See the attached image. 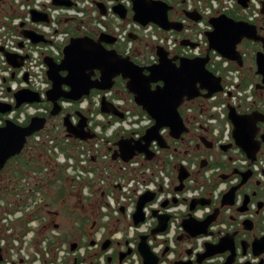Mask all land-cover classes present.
I'll return each mask as SVG.
<instances>
[{
  "label": "built area",
  "instance_id": "obj_1",
  "mask_svg": "<svg viewBox=\"0 0 264 264\" xmlns=\"http://www.w3.org/2000/svg\"><path fill=\"white\" fill-rule=\"evenodd\" d=\"M70 1L71 5L66 7L55 6L53 0H0V49L17 57L26 56L19 68H13L0 51V103L12 107L10 111L0 114V127L6 121L26 126L32 117L49 114L51 106L46 105V92L51 83L46 76L44 58L50 57L57 63L61 61L63 48L72 37L68 31L70 26L75 25L76 32L94 38L101 34L109 35L115 38V43L121 46L124 55L133 57L139 55L129 35L132 34L136 39L148 38L154 44V51L145 65H153L157 63L156 46L162 47L170 56L201 55L207 49L205 33L211 30L208 20L234 11L238 6L235 0H187V9L202 17L192 38L196 46L185 47V51H180L177 40L171 34L159 33L151 24L141 27L132 21L121 20L112 11L116 4L131 9L130 0ZM263 2L249 0L247 8L239 7V14L245 21L255 24L263 20L260 13ZM99 4L104 7V14L98 8ZM32 11L44 14L47 20L34 22ZM22 30L42 36L45 42L33 44L23 36ZM210 55L211 68L216 72L215 75L222 78V91L202 99L203 103L196 106L198 114L187 108L183 110L182 117L193 130L206 131L208 141L218 146L232 142L227 106H233L240 113H248L254 100L247 95L253 86L241 91L238 78L231 77L233 72L230 70L234 69L214 51ZM238 70L236 68L234 72L238 73ZM224 71H230L226 79L231 78L233 83L225 82L221 74ZM21 89L38 94L41 101L14 108V94ZM102 97L123 114L122 119L100 112ZM59 105L62 116L69 113L73 125L78 122L74 110L80 111L86 117L87 127L95 134L94 139L72 140L66 138L63 131V137L57 141L51 134L58 135L61 131L57 126L53 128L52 124H47L35 134L31 142L44 147L45 156L55 168L64 171L66 180L82 186V194L90 199L91 204H96L99 221L87 240L64 242L58 233L59 225L47 219L48 209L42 191L35 182L34 173H30L10 196L0 195V264H109L106 261L108 252L99 250L106 240L120 243L125 247L124 251L130 250V254L120 264H142L137 251L140 236H146V244L159 257L158 264H170L172 253H169V248L177 237L185 235L182 221L189 213L197 221L211 213V205L196 206L190 212V202L201 198L214 201L223 188V184H220L216 191L205 193L213 179H218L220 174L219 169L211 164L212 157L204 158L208 166L200 168L202 158L193 159L182 146L170 145L174 140L169 137L168 129L162 128L159 134L168 144V149H161L156 141H152L149 149L154 156L150 161L142 154L128 162L119 159L113 161L111 155L115 141L128 137L140 139L153 125V120L144 112L136 110L132 102L112 99L111 91L96 92L77 102L61 99ZM236 163L241 170L251 171L257 179L264 180V151L254 162L243 157ZM180 167L186 170L188 177L183 181V189L175 192L174 188L179 185L177 176ZM145 193H154V197L142 208L143 221L134 225L133 214L137 201ZM173 199L176 203H172ZM164 202L167 205L162 207ZM153 212L169 216L163 232L151 233L158 225ZM55 224L57 228H54ZM72 243L77 244L74 251L69 249ZM165 249L168 252L164 253Z\"/></svg>",
  "mask_w": 264,
  "mask_h": 264
},
{
  "label": "water",
  "instance_id": "obj_2",
  "mask_svg": "<svg viewBox=\"0 0 264 264\" xmlns=\"http://www.w3.org/2000/svg\"><path fill=\"white\" fill-rule=\"evenodd\" d=\"M130 1L132 3L133 22L141 26L153 24L163 31H180L179 27L168 21L167 9L170 7H167L164 2L156 0ZM235 1L243 9L247 8L249 2V0ZM53 4L68 7L71 5V1L53 0ZM98 8L102 14L105 13L102 5L99 4ZM112 10L121 19L126 17V9L120 4L113 6ZM260 13L264 17V2ZM187 14L194 23L201 18L195 11L187 12ZM31 18L34 22L47 20L44 14L34 11L31 12ZM208 24L211 26V30L205 33L207 49L204 56L188 58L174 55L170 57L162 47L156 46L157 63L150 66L138 65L130 57L119 54L114 48H107L106 45L113 46L115 43V38L109 35L101 34L97 39L87 35L71 37L68 44L63 48L62 59L59 63L50 57L44 58V63L47 66L46 76L51 83L50 89L46 92V101L51 106L49 114L46 117H32L26 126H18L11 121H6L4 126L0 127V171L10 158L18 156L22 152L27 144L28 137L43 130L46 122L51 118L60 116L59 100L77 102L83 97L89 96L92 90L108 91L114 86L116 78H120L125 82L124 87L127 94L131 95L134 105L146 113L154 123L138 140L131 137L119 138L114 143L115 149L112 151L111 159L113 161L119 159L128 162L134 156L142 154L147 161H150L154 156V153L149 149L152 141H156L161 149L169 148L166 141L159 134L162 128H167L169 137L176 141L181 140L182 135L189 132V128L179 112V107L184 101L199 97L208 99L213 94L222 91V78L216 76L207 68L210 52L214 51L241 69L243 68V58L237 46L243 40L261 44L262 50H258L254 54V73L260 77V81L255 85V90L262 91L264 96V37L260 35L258 27L245 20H235L226 14L211 17ZM21 33L24 37L30 39L33 44L45 42L42 36L30 31L22 30ZM129 38L136 40V37L132 34L129 35ZM179 44L181 47L194 48L196 46L195 43L187 39L181 40ZM0 51L3 52L7 62L13 68H19L26 58V56L11 55L2 49ZM11 77H13V74ZM24 80H26V76ZM14 98V108H19L22 104H33L41 101L38 94L27 89L17 91ZM11 108L10 105L0 103V114L10 111ZM100 112L119 119L123 118V114L104 97L101 98ZM74 115L78 118L75 125L71 123L69 113L61 117V124L66 138L79 141L94 139L95 134L87 127L86 117L79 111H75ZM227 119L232 126L231 137L233 143L220 146L221 150L226 151L232 145H235L243 151L247 159L254 162L256 153L259 151L261 144H264V133L260 134L257 139L258 123L264 122V113L254 110L250 113L240 114L236 108L228 105ZM199 140L205 148L212 147V143L206 141L203 137ZM205 166L206 162L201 160L200 168ZM240 175L244 180L251 175V171L240 173ZM187 177L186 170L180 167L177 176L179 185L174 188L175 192H180L183 189V181ZM225 178L223 175L220 176L222 180ZM234 189L235 187L224 194L223 198L226 197L227 201H222V205L231 204ZM153 197L154 193H145L138 199L136 211L133 214L134 225L143 221L142 208ZM172 203H176V200L173 199ZM166 205L167 202H164L162 207ZM208 205H210L209 199H194L189 204V211L192 212L196 206ZM218 210V208H215L213 213L201 221H197L189 213L181 224L184 232L192 237L206 234V229L215 221ZM153 216L157 218L158 225L151 233L163 232L166 229L169 216L157 215L156 212H153ZM57 226L55 224L54 228H57ZM90 244L93 245V242ZM109 244V240L105 241L101 247L102 251H105ZM76 246V243H72L69 247L70 251H74ZM252 250L255 256L263 251V249L256 248V246ZM137 251L142 264H158V257L151 252L150 247L146 244V236H140ZM221 252H223L222 249L213 246L208 253L201 255V258ZM128 254H130V250L122 255L125 257ZM231 263L232 259L229 258L224 264ZM175 264H189V262Z\"/></svg>",
  "mask_w": 264,
  "mask_h": 264
},
{
  "label": "flooded vegetation",
  "instance_id": "obj_3",
  "mask_svg": "<svg viewBox=\"0 0 264 264\" xmlns=\"http://www.w3.org/2000/svg\"><path fill=\"white\" fill-rule=\"evenodd\" d=\"M156 1H162L166 4L167 7H170L167 9L168 21L174 23L177 27H179L180 31L179 32L172 30L163 31L157 26L151 24L153 29L162 34H171L174 37V39L178 41V45L180 48H185V47H181L179 44L180 41L183 39H187L193 43L192 38L196 34L195 28L197 26L198 21L194 23L188 16L187 12L190 11L187 9V0H156ZM124 8L126 9V17L124 19H121L119 16L118 17L121 20L132 21L131 9L128 7H124ZM197 14L200 15L199 13ZM200 17L202 16L200 15ZM146 26H141V27H146ZM258 29L260 35L264 37L263 27L258 26ZM78 36H82V35H75L74 37H78ZM115 44L118 43H114V45ZM241 44L246 45V40H243L238 46H240ZM250 44L251 45H249V47L251 49L252 47L254 48L253 55L251 56L252 62L250 65H248L246 61L247 60L246 54L245 53H241V54L243 58V68L248 67L249 69H252L255 68L254 54L256 51L262 50V48H261V44L259 43L250 42ZM114 45L113 46L106 45V47L114 48ZM117 52L123 56L130 57L138 65L150 66V65H145L146 62L137 61L136 58L139 57L124 55L121 50ZM205 54L206 51L203 52L201 55L195 57H201L204 56ZM175 55H179V54H175ZM187 57L193 58L190 56ZM210 62H211V55H210V60L207 64V68L211 72L216 73L211 68ZM226 62L228 66L232 65L234 67V63H231L227 60ZM218 65H220V63H218ZM243 68H241L240 70H242ZM254 77H256L260 81V77L255 75V73H254ZM124 83L125 82L122 79L116 78L114 82V86L112 87V89L108 91L112 92V99H123L127 103L129 102L133 103L131 95L127 94L126 92ZM120 86L122 87V89L120 88ZM117 88L118 90H116ZM96 92H107V91L92 90L89 96ZM259 92L262 94V91L259 90ZM199 101H202V98L199 97L193 100L184 101L182 105L179 107L180 115L182 116L183 110L187 108H191L192 111H195L196 107L194 108V105ZM48 104L49 103L46 101V105ZM133 107L136 110L143 112L137 106L134 105ZM250 107L251 108L248 113L254 110H258L264 113V111L262 110L263 106L262 107L259 106L261 107L259 108L255 101L252 103ZM75 111L77 110H74V112ZM35 117H39V116H35ZM61 117H62V112L60 113L59 117H56V119L58 118L60 119ZM52 119L53 118L48 120L45 126L47 124H50V121ZM258 127H259V131H258L257 139L259 138L260 134L264 133V122L258 123ZM188 128H189V132L187 134L182 135L181 140L173 141V145L179 147L182 146L186 154L190 155V157L193 159L202 158V160L206 162V166H208V162L204 158L212 157L213 163L211 162V164H213L214 167L219 169L220 174L218 179H213L212 184L210 185L209 189L206 190L205 193L209 194V192L216 191L220 184H223V188L220 191V193L217 195V198L214 201L210 202V205L212 206L211 213H213L215 208H218L219 210L218 213L216 214L215 221L207 227L205 232L206 234L192 237L187 235V233H185V235L179 236L180 238L177 237L173 245L169 248V253H172V259L170 261V264L183 263V262H189V264H224L229 258L232 259L231 264H246V263L264 264V180L257 179L252 172L248 178H245L243 180V177L240 175V173H244L246 171L241 170V168L236 163L238 159L245 157V154L240 148L236 147L235 145H232L226 151H222L220 148V146L222 145L215 146L214 144H212L211 148H205L201 144L199 139L203 137L206 141H208L207 132L195 131L190 127ZM35 134L36 133L28 137L27 144L24 146L22 152L18 156L10 158L5 163L4 167L0 171V181L4 180L11 182L9 177H10V173L13 174L14 170L12 171L9 169L10 164L18 162L19 159H21V161L25 164V166H28L34 162L33 156L32 157L28 156L26 158L23 154L24 150L26 151L30 150L31 145L41 147V149L43 150L42 152H44V147L42 145H36L31 142ZM228 144H232V142ZM263 151H264V144H261L259 151L256 153L255 156L256 159ZM38 156L40 157V154ZM222 175L226 177L223 180L220 179V176ZM28 176L29 175L23 178L17 177V181L15 182L16 183L18 182V184H20V181ZM66 181L68 183H72L69 182L68 180ZM234 187L235 189L231 199V204L222 205V201L223 202L227 201L226 197L223 198L224 194H226L231 188ZM2 189L3 188L0 186L1 191ZM10 192L12 193V190H10ZM83 200L84 202L81 205L80 211L76 210L75 204L73 205L71 203H68L66 204V206L68 207L69 211L72 213L70 222L78 225L80 230L83 233H85L86 236H89L93 228L95 227V224L99 221V216L96 212L94 205L89 202L88 198L86 197ZM61 208H63L62 202H61ZM58 217H59V213H52L49 211L47 219L50 221H55L58 219ZM77 221L78 223H75ZM75 241L82 242V239H75ZM213 246L222 249L223 252L201 258V255H204L206 252L208 253L209 249H212ZM255 246L256 248L263 249V251L257 256L254 255L252 250V248H254ZM101 247L99 249L100 252H108L109 254L107 255V259H106L107 263L109 264H120L127 257V256L123 257L122 254L125 253L126 251H124L125 247L120 245V243H110L105 251H102ZM165 252H168L167 249L166 251H164V253ZM121 258L122 260L120 261ZM240 259L242 260L241 262L239 261ZM252 260L254 262H251Z\"/></svg>",
  "mask_w": 264,
  "mask_h": 264
},
{
  "label": "rangeland",
  "instance_id": "obj_4",
  "mask_svg": "<svg viewBox=\"0 0 264 264\" xmlns=\"http://www.w3.org/2000/svg\"><path fill=\"white\" fill-rule=\"evenodd\" d=\"M239 11L237 14L239 16H242L241 13L239 14ZM232 12L234 11H231V13ZM255 24L261 25L264 29V20H260L256 22ZM68 31L70 32L71 35L73 34L82 35V32H76L75 25L70 26ZM195 32H196V28H195ZM134 45L136 47V54L139 55V58H136V59L139 62H146L148 57H150L154 51V44L148 38L136 39L134 41ZM120 47L121 46L119 44L114 45V48L117 51L120 50ZM237 49L240 51V53L246 54V58H247L246 61L248 65H250L252 62L251 56L253 55L254 48L251 49L250 47H247L245 44H241L240 46L237 47ZM178 50L185 51L184 48H180L179 46H178ZM235 70H236V67L234 66V71ZM230 71L233 72V75L231 77H234V79L238 78L239 80L238 83L240 84L239 89H241V91H243L242 89L253 86L251 93L248 94L247 96L250 95L251 99L257 103L258 107L263 106L262 110L264 111V96L259 91L254 90V86L259 82V80L256 77H254L255 68L249 69L248 67H246V68H243L242 70H238V73H235L233 70H230ZM228 73H226V71L221 72V74L225 78V82L233 83V81H231V78L226 79V76L228 75ZM242 80L249 82V84L242 87L241 86ZM120 88L122 89L121 86ZM116 90H118V88ZM122 97H125V96H122ZM200 103H203V102L199 101L195 103L194 108L196 107L197 104H200ZM195 113L198 114V108H196ZM50 124H52L53 128L57 126L58 129L61 131V133L58 135L51 134L52 137H56L57 141H60V139L63 137V134H64L63 132L64 130L61 126L60 119L53 118L50 121ZM37 145H40V144H37ZM170 145H173V142H170ZM33 146L34 145H31L30 150L28 151L24 150L23 154L26 158L28 156L30 157L33 156L34 162L28 165L26 168L23 167V162L21 161V159H19V161L16 163L10 164L9 169L12 171L14 170L13 174L10 173L9 179L11 182L4 181V180L0 181V186L3 188L2 191L0 190L1 192H3V193H0V195H4L5 197L10 196L12 193L10 194L9 193L4 194V193L10 192V190H12L13 192L15 190V188L19 185L18 182L17 183L15 182L17 181V177H20V176L25 177L29 175L30 174L29 172L32 170V168H34V170L36 171H32V172H35L34 173V175L36 176L35 182L38 184L39 188L41 189L43 193V200H44V204L47 205V209H48L47 211H50L52 213H59L58 219L55 220L54 222H56L59 225L58 233L60 234V238L64 242L70 241L72 239L87 240V236L85 235V233H83L80 230L78 225L70 222L72 213L69 211L68 207L66 206V204L68 203H71L73 205L75 204L76 210L80 211L81 205L84 202L83 199L87 197L82 194V186L75 185L73 183H68L66 181V176L64 174V171L62 169H57L54 167L55 165L51 162V160L48 157L45 156L44 152H42L43 150L41 149V147H38V146L33 147ZM39 154H40V157L38 156ZM190 160L193 161V159L191 158ZM28 167H30V169H28ZM37 169L39 170V172L37 171ZM61 202H62L63 208H61ZM93 205L96 209V204L93 203ZM75 223H78V221Z\"/></svg>",
  "mask_w": 264,
  "mask_h": 264
},
{
  "label": "trees",
  "instance_id": "obj_5",
  "mask_svg": "<svg viewBox=\"0 0 264 264\" xmlns=\"http://www.w3.org/2000/svg\"><path fill=\"white\" fill-rule=\"evenodd\" d=\"M240 10V8L238 7V6H236L235 7V9H234V12H229V13H227V15L229 16V17H231V18H233V19H235V20H243V18L241 17V16H239L237 13H238V11ZM233 13H234V15H233ZM76 34H73V36H75ZM249 45H251L250 44V42H248V41H246V46L247 47H249ZM253 46V45H252ZM253 48V47H252ZM230 68L231 69H234V67L231 65L230 66ZM249 84V82H247V81H243L242 80V84H241V86L242 87H244V86H246V85H248ZM23 167H27V166H25V164L23 163ZM28 169H30V167H28ZM32 171H36V170H34V168H32V170L29 172V173H35V172H32ZM37 171L39 172V170L37 169ZM23 176H20V178H22ZM0 193H3V192H0ZM10 194L11 192H5L4 194Z\"/></svg>",
  "mask_w": 264,
  "mask_h": 264
}]
</instances>
